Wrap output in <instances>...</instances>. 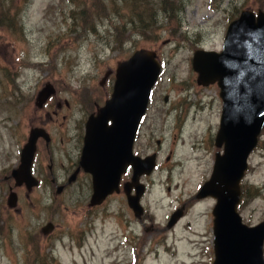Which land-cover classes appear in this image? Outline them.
I'll use <instances>...</instances> for the list:
<instances>
[{
  "label": "rangeland",
  "instance_id": "374dc122",
  "mask_svg": "<svg viewBox=\"0 0 264 264\" xmlns=\"http://www.w3.org/2000/svg\"><path fill=\"white\" fill-rule=\"evenodd\" d=\"M165 1L164 10L161 0H0V264H134L135 253V264H212L215 199L196 194L222 153L215 146L222 100L216 83L197 84L191 60L198 49L220 51L229 23L242 10L264 12V0ZM140 48L155 51L163 64L139 129V143L148 146H135L139 154L158 153L155 170L141 178L142 214L134 215L122 189L89 208L85 173L57 194L62 185L47 174L27 194L15 186L11 170L21 143L31 127L40 128L30 101L36 92L47 85L61 91L62 114L69 104L62 130H70L68 139L78 136L74 130H84L111 91L112 79L99 83L104 74ZM71 143L75 152L81 139ZM38 148L46 171L44 144ZM65 161L53 155L58 184ZM247 163L237 210L250 226L264 221V127ZM10 187L18 212L8 211ZM181 205L185 212L168 226ZM47 222L55 226L51 236L41 231Z\"/></svg>",
  "mask_w": 264,
  "mask_h": 264
},
{
  "label": "water",
  "instance_id": "95a60500",
  "mask_svg": "<svg viewBox=\"0 0 264 264\" xmlns=\"http://www.w3.org/2000/svg\"><path fill=\"white\" fill-rule=\"evenodd\" d=\"M197 72V84L216 83L222 100L216 152L212 171L196 194V198L213 197L212 264H264V221L246 225L237 207L241 200V180L247 159L258 142L264 126V12L242 10L226 30L222 50H195L191 60ZM162 66L156 52L146 48L135 50L129 58L118 62L110 97L91 114L85 123L79 167L91 175L90 205H100L108 195L119 192L121 175L131 165L130 185L124 184L128 205L135 216L142 213L140 198L144 193L141 175H149L155 167V155L141 158L133 154V142L141 118L146 112L153 86ZM54 92L47 85L38 93L41 106ZM39 137H47L40 128L30 130L20 152V161L11 172L15 186L32 188L37 181L31 166ZM75 178V174L71 179ZM61 191L58 187L57 193ZM16 193L8 195V205L15 206ZM171 214L168 226L182 216ZM54 225L42 227L48 234Z\"/></svg>",
  "mask_w": 264,
  "mask_h": 264
},
{
  "label": "flooded vegetation",
  "instance_id": "af4514ba",
  "mask_svg": "<svg viewBox=\"0 0 264 264\" xmlns=\"http://www.w3.org/2000/svg\"><path fill=\"white\" fill-rule=\"evenodd\" d=\"M2 75H3V78L2 79L0 78V84H4L3 81H4V78H5V74L2 72ZM114 75H115V71L114 72L108 71V72H106L104 74V77L99 82L101 86H103L104 84H105V86H107L109 81H111V79H112L111 91L110 90L107 91L108 94H106V99L104 100V103L110 97V95L112 93L113 84H114V80H115V76ZM153 89L154 88H152V90H151L149 101L150 100L152 101ZM41 90H42V88H40V90L38 92H36V96L34 98H31V100H30L31 102L33 101V104L35 106V109H36L35 113H40L39 114L40 115V118H39L40 119V126L39 127H40V129H42L46 133V136H47L46 138L45 137H39L37 139V141H36V151H35L33 162H32V166H31L32 174L38 180V185L34 186L32 188H27L25 186V184H22L20 186L24 185L26 187V190H27L26 194H27L28 192H30V190H32L34 188H40L42 186V184L44 183L43 174H47V175L50 176L51 184L53 183L56 187H57V185H62L61 186V191H60V193H61L62 190H65V188L68 185H70L73 182H75L77 180V178L80 177L81 174L85 173V174H88L89 177H90L89 189L91 190V194H92L91 175L89 173H86L85 171H83L82 168H80L79 171L76 172L77 168L79 167V160H80L81 151H82V147H83V138H84V134H85V124H84V130H74V131H76L78 133V136L74 135L73 137L69 138L70 139L69 140L68 139V133H69L70 130H67L66 126H64L66 130H62V124H63V122L66 121V118L68 116V114H66V112L68 113L67 107H68L69 104L66 101H64V104L66 105V107L63 106V112L64 113L62 114V103H61L62 101L60 100V97H59V94H61V91H58L55 88V89H53L54 92L47 98V100L41 106H39V105H37L36 97H37L38 93ZM164 101L166 102L167 100H165V98H164ZM104 103L102 105H100L99 107L103 106ZM99 107L96 106L97 109ZM1 109H2V99H0V112H1ZM96 112H97V110L94 111V112H91L88 115V117L91 114H96ZM88 117H87V119H88ZM144 118H145V115L141 119L140 125L144 121ZM59 119L62 120V123H58ZM87 119H86V121H87ZM86 121H85V123H86ZM51 124H54V125L57 124V128L55 130H53L51 128L52 126L51 127L47 126V125H51ZM140 125H139V127H138V129L136 131V134H135V138H134V142H133V149L132 150H133V154L135 156H138V157H141V158H145L147 155H150V154L145 153V151L143 153L139 154V152L136 151V147H135V146L138 145L139 139H140V134H141V130H139L140 129ZM33 128L34 127H31L29 129L28 135L26 137V141L28 139L30 130H32ZM153 131L154 130L151 131L150 135L153 133ZM24 135H23V138H21L22 140L24 139ZM150 138L151 137H148V135L146 136V139L149 140ZM1 139H2V135L0 133V144H1ZM77 139L78 140L81 139V145L79 143L78 146H73L72 149L75 148V147L77 149H75V152H72L67 146L71 142H74L76 144L77 143ZM25 143L26 142L23 140V142L21 143V146L23 147V145ZM157 143H160V139L157 140ZM41 144H44L45 157H47V159L50 161V163L47 166V170L46 171H44L42 169L43 165L41 163H39L40 149L38 148V146L41 145ZM71 145H73V144L71 143ZM18 146H19V141H18ZM146 146H148V145H146ZM146 146L142 145L141 143H139V147H140L141 150H144ZM22 147L20 148V152H21ZM76 150H78V151H76ZM20 152H19L18 164H19V161H20ZM55 153H58L61 157L64 158V160H66L65 164L61 163V166L63 167V171H64V179H63V183H61V184L57 183V181L55 179V176H54V173H53L52 158H53V155ZM152 153L155 155V157L157 159V154L158 153L157 152H152ZM156 159H155V162H156L155 168L157 167V164H158ZM155 168H154V170H155ZM74 174H75V178L71 179ZM132 174H133V169H132L131 165H128L127 168H126V171L121 175L120 182H119V190L123 189L125 183H129V186H131L130 183H131ZM144 176L145 175H141L140 176L139 183L143 184L144 193H145L147 185H146L145 182L141 181L142 180L141 178L142 177L144 178ZM20 186H18V187H20ZM11 190L12 189L10 187L9 192ZM119 192H117V193H119ZM135 192H136L135 188L133 186H131V192L130 193L132 195H134ZM55 194H57V190H56ZM91 194H90V197L88 199V204L87 205L89 206V208H91V207H95L96 208L99 205H93V206L90 205ZM124 194H125V191H124ZM8 195H9V193H8ZM112 195H113V193L111 195H108L102 203L104 204L108 199L111 198ZM143 195L141 196V198L143 197ZM141 198H140L139 201H141ZM126 201H127V204H128L127 196H126ZM6 202H7V205H8V196H7V201ZM0 203H2L1 205L3 206V200H1V198H0ZM18 204H20V201L18 200V194L16 193L15 206L14 207H10L8 205V211H10V209H13L15 212H18V210H19L18 206H20ZM140 205H141V203H140ZM183 208H184V210H183ZM143 209H144V207H143ZM176 210H181L182 213H184L186 209H185L184 205H181L180 207L176 208ZM47 223H49V222H47ZM53 229H55V226L53 227ZM53 229L51 231H53ZM51 231L48 234H45V235L51 236L52 235Z\"/></svg>",
  "mask_w": 264,
  "mask_h": 264
},
{
  "label": "trees",
  "instance_id": "16d2710c",
  "mask_svg": "<svg viewBox=\"0 0 264 264\" xmlns=\"http://www.w3.org/2000/svg\"><path fill=\"white\" fill-rule=\"evenodd\" d=\"M140 2H142V0H139ZM162 2V8L165 10V9H168L170 6L167 4V2L165 0H161ZM169 17H172L171 15H169ZM149 34V32L147 31V35ZM138 257L136 258V253H135V256H134V264L135 262L137 261Z\"/></svg>",
  "mask_w": 264,
  "mask_h": 264
}]
</instances>
